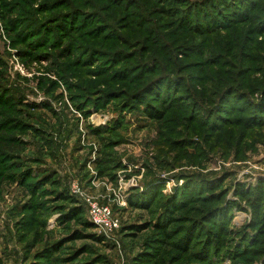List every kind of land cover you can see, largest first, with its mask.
<instances>
[{"label":"rangeland","instance_id":"374dc122","mask_svg":"<svg viewBox=\"0 0 264 264\" xmlns=\"http://www.w3.org/2000/svg\"><path fill=\"white\" fill-rule=\"evenodd\" d=\"M0 264H264V0H0Z\"/></svg>","mask_w":264,"mask_h":264},{"label":"built area","instance_id":"2783aa9c","mask_svg":"<svg viewBox=\"0 0 264 264\" xmlns=\"http://www.w3.org/2000/svg\"><path fill=\"white\" fill-rule=\"evenodd\" d=\"M86 201L90 221L102 229L104 233L110 234L120 228L118 217L112 212L108 205L100 204L90 198H87Z\"/></svg>","mask_w":264,"mask_h":264},{"label":"trees","instance_id":"16d2710c","mask_svg":"<svg viewBox=\"0 0 264 264\" xmlns=\"http://www.w3.org/2000/svg\"><path fill=\"white\" fill-rule=\"evenodd\" d=\"M146 112L148 113V115L151 117V118H161L160 117V114L157 112V111H153V110H151V109H147L146 110ZM134 204H139V203H134ZM140 204H143V203H140ZM71 212H75V213H81V212H83L82 211V209H81V207H78V208H76V209H73ZM76 214V215H77ZM71 215V214H70ZM256 221H257V219H256ZM83 223H85V224H91L90 222H88V221H86V220H84V222ZM157 227H158V229L160 230H162L163 229V227H167L166 225L164 226V224H160V223H158L157 224ZM80 237V235H79V233L78 232H75L74 233V235H73V237L72 238H79ZM91 237L92 238H97L98 240H102L103 238H102V236H95L94 234H92L91 235ZM205 258H207V256L205 257Z\"/></svg>","mask_w":264,"mask_h":264}]
</instances>
